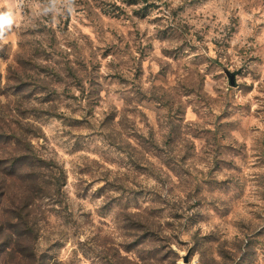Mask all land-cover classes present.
I'll use <instances>...</instances> for the list:
<instances>
[{
  "label": "rangeland",
  "instance_id": "374dc122",
  "mask_svg": "<svg viewBox=\"0 0 264 264\" xmlns=\"http://www.w3.org/2000/svg\"><path fill=\"white\" fill-rule=\"evenodd\" d=\"M9 9L0 177L35 264H264V0ZM3 203L0 264L27 262Z\"/></svg>",
  "mask_w": 264,
  "mask_h": 264
},
{
  "label": "trees",
  "instance_id": "16d2710c",
  "mask_svg": "<svg viewBox=\"0 0 264 264\" xmlns=\"http://www.w3.org/2000/svg\"><path fill=\"white\" fill-rule=\"evenodd\" d=\"M11 166L12 169H15L20 165L17 166V164L13 163ZM17 183H19L17 184L18 190L15 195H12L10 193V188L12 185H10V183L0 177L1 207L4 204L3 201L5 203L8 201L9 203H11V206H9L11 207V210L8 213L10 214V221H8L7 224L12 230V234L8 236V241L12 245L11 250L16 253L22 260L26 259L27 261L19 262L18 264H35L36 257L34 253V241L36 239V235L33 229V219L31 218L29 213L30 203L27 200L28 198L24 194V187L20 182ZM18 245H22V250H18L16 248Z\"/></svg>",
  "mask_w": 264,
  "mask_h": 264
},
{
  "label": "clouds",
  "instance_id": "9594fccd",
  "mask_svg": "<svg viewBox=\"0 0 264 264\" xmlns=\"http://www.w3.org/2000/svg\"><path fill=\"white\" fill-rule=\"evenodd\" d=\"M14 24V17L12 11H0V40L5 39L6 30L11 29Z\"/></svg>",
  "mask_w": 264,
  "mask_h": 264
},
{
  "label": "water",
  "instance_id": "95a60500",
  "mask_svg": "<svg viewBox=\"0 0 264 264\" xmlns=\"http://www.w3.org/2000/svg\"><path fill=\"white\" fill-rule=\"evenodd\" d=\"M229 82L231 86H234L233 76L229 75Z\"/></svg>",
  "mask_w": 264,
  "mask_h": 264
}]
</instances>
